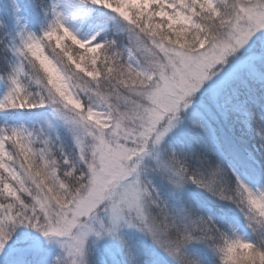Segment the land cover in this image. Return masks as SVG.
I'll use <instances>...</instances> for the list:
<instances>
[{
    "label": "snow or ice",
    "instance_id": "snow-or-ice-1",
    "mask_svg": "<svg viewBox=\"0 0 264 264\" xmlns=\"http://www.w3.org/2000/svg\"><path fill=\"white\" fill-rule=\"evenodd\" d=\"M0 264H264V0H0Z\"/></svg>",
    "mask_w": 264,
    "mask_h": 264
},
{
    "label": "trees",
    "instance_id": "trees-1",
    "mask_svg": "<svg viewBox=\"0 0 264 264\" xmlns=\"http://www.w3.org/2000/svg\"><path fill=\"white\" fill-rule=\"evenodd\" d=\"M52 251H53V253H54L56 250H55V249H53Z\"/></svg>",
    "mask_w": 264,
    "mask_h": 264
}]
</instances>
